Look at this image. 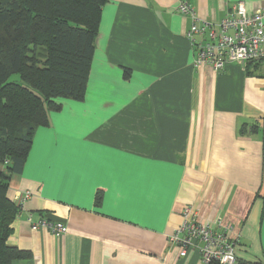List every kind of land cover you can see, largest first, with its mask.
I'll return each instance as SVG.
<instances>
[{"label":"crops","instance_id":"1","mask_svg":"<svg viewBox=\"0 0 264 264\" xmlns=\"http://www.w3.org/2000/svg\"><path fill=\"white\" fill-rule=\"evenodd\" d=\"M187 1L213 25L261 4ZM179 4L103 5L83 98L58 100L9 182L7 243L30 252L17 264H206L169 240L186 206L231 226L241 264H264V63L197 67Z\"/></svg>","mask_w":264,"mask_h":264},{"label":"trees","instance_id":"2","mask_svg":"<svg viewBox=\"0 0 264 264\" xmlns=\"http://www.w3.org/2000/svg\"><path fill=\"white\" fill-rule=\"evenodd\" d=\"M107 1L0 0V264L30 257L7 243L19 210L7 196L9 182L23 170L35 129L60 109L58 100L83 98Z\"/></svg>","mask_w":264,"mask_h":264},{"label":"built area","instance_id":"3","mask_svg":"<svg viewBox=\"0 0 264 264\" xmlns=\"http://www.w3.org/2000/svg\"><path fill=\"white\" fill-rule=\"evenodd\" d=\"M178 11L192 19L186 35L194 48L197 67L207 66L218 71L231 62L240 65L251 61L264 63V0L251 13L245 10L242 2L234 3L216 25L197 23L194 9L187 0H180ZM29 195L26 191L23 200ZM181 216L179 226L169 237L179 247L180 256L196 251L206 264H240L235 256L238 236L231 237V226L224 225L220 218L214 222L199 221L191 206H186ZM43 224L45 221L41 220L32 228ZM51 227L56 237L67 230L60 222L53 223Z\"/></svg>","mask_w":264,"mask_h":264},{"label":"rangeland","instance_id":"4","mask_svg":"<svg viewBox=\"0 0 264 264\" xmlns=\"http://www.w3.org/2000/svg\"><path fill=\"white\" fill-rule=\"evenodd\" d=\"M9 79L13 81H17L19 83L22 82L17 74H12Z\"/></svg>","mask_w":264,"mask_h":264}]
</instances>
